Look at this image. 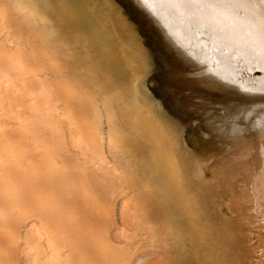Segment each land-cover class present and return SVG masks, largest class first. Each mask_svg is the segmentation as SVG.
I'll return each mask as SVG.
<instances>
[{
	"label": "bare ground",
	"instance_id": "bare-ground-1",
	"mask_svg": "<svg viewBox=\"0 0 264 264\" xmlns=\"http://www.w3.org/2000/svg\"><path fill=\"white\" fill-rule=\"evenodd\" d=\"M0 264H264V0H0Z\"/></svg>",
	"mask_w": 264,
	"mask_h": 264
},
{
	"label": "water",
	"instance_id": "water-1",
	"mask_svg": "<svg viewBox=\"0 0 264 264\" xmlns=\"http://www.w3.org/2000/svg\"><path fill=\"white\" fill-rule=\"evenodd\" d=\"M184 68H185L186 71H188L189 73H192V74L197 72L196 68H192V66H189V65H185ZM257 73H259V70H257ZM206 75L207 74L204 73V74H200L199 76H196V77H197V79L199 78L200 80H204ZM185 89H187V91L189 89V91L193 90L195 92H200V93H204V94H212V95H216L217 94V92L209 91L204 86L191 85V84L188 85V83L186 84Z\"/></svg>",
	"mask_w": 264,
	"mask_h": 264
}]
</instances>
